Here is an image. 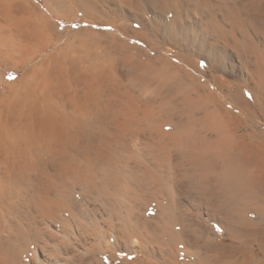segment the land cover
I'll use <instances>...</instances> for the list:
<instances>
[{
  "label": "bare ground",
  "instance_id": "6f19581e",
  "mask_svg": "<svg viewBox=\"0 0 264 264\" xmlns=\"http://www.w3.org/2000/svg\"><path fill=\"white\" fill-rule=\"evenodd\" d=\"M45 2L0 0V63L48 54L0 107V264L252 260L238 243L264 211V130H249L264 0ZM78 15L88 50L48 53Z\"/></svg>",
  "mask_w": 264,
  "mask_h": 264
},
{
  "label": "rangeland",
  "instance_id": "374dc122",
  "mask_svg": "<svg viewBox=\"0 0 264 264\" xmlns=\"http://www.w3.org/2000/svg\"><path fill=\"white\" fill-rule=\"evenodd\" d=\"M31 2H32V4L34 3V5L38 6L37 9L39 11L46 12L48 10L47 6L45 4L46 3L45 0H44V3H43V0H41V1L40 0H31ZM44 7H46V8L43 9ZM79 14H80V12H79ZM62 20L63 19L58 18V24L60 25L59 26L60 28L59 27H55V26L52 27V29L54 28L52 30L53 33H54L53 34L54 37L51 36V37H53L54 40H59V38H61V41H59V43H57L56 45H53L49 49L48 53H50V54H52L54 56L64 55V51H62V50H64L63 46L65 45L66 42H72L73 41L72 42V48L74 47V49H71L69 51V53L71 55L73 53L77 54V55L83 54L85 51L88 50L87 49V47L89 45L88 40L83 35H80V34H69V33H71L68 30L70 28L69 26H71V28L73 27L74 30H75V29H78V28H81V27H86V26L91 27L93 25L89 21H87V18L84 15H81V17L78 15V18H76V19L71 18V20L67 21L68 23L66 21H64V20H63L64 21L63 22ZM96 27L97 26H95V28ZM58 29H60V30H58ZM102 29H106V27H102ZM107 31H111V32L113 31L114 33H116L115 31H117V30L114 27H111V29L107 28ZM117 34L121 35L123 38L126 39L125 35H123V34H121L119 32ZM74 35L75 36L78 35V36L75 37ZM82 37L85 38V39H82ZM86 41H87V44H86ZM47 55L48 54L44 55V53H37L35 55V57H33L30 61L28 60V62H26L24 65L20 66L19 68H14V67H12L11 64H8V63H0V107L4 106L3 104H4L5 100H3V98H7L11 94V91L14 88H16L17 86H19V84L21 83L20 81L22 80V78L24 76H28L29 77L30 75H32L34 67L37 66V65L42 64L46 60ZM228 82H229V80H226V83H228ZM223 94L224 93H221L222 99H223V97L225 98V96H224L225 94L224 95ZM227 102L228 101H225V104ZM227 106H229V103H227ZM249 122L252 124V126H251L252 128L250 127V129H249L250 131L259 130V129H260L259 131H261V129L264 130V120H263V118L261 120L260 119L257 120V119H254V118H249ZM192 195L194 196V199H198L199 198L197 193H194V194L192 193ZM178 206L181 207L180 204H178ZM190 212H191V214L195 213L194 209H192V207L190 209ZM249 215H250L251 218L256 216V220L252 224V228L250 229V225L251 224H249L248 229H247L246 226H245L246 229H243L244 230V236L243 237H244L245 241H248L250 243L249 244L238 243V246H239L240 249H242V251H243V249H245V251H249L250 254H248V255L250 257L253 256V259L248 261V263H245V264H258V263H260V261H261V263L264 261V248L262 249L260 247V245H259L260 240H262L264 242V211H263V214L261 213L262 216L261 215H257L256 213L249 214ZM191 216L194 217V215H191ZM30 218L31 217L28 218L27 222L33 221V219L32 218L30 219ZM209 223H211V222H209ZM225 242H227L228 245L230 246L231 245L230 242H232V241L226 239ZM143 253L144 252H136V253L133 252V253H131V252H128L127 250L125 251V249L122 248V249L118 250V259L115 258V260L112 263L113 264H125L124 263V259H126V261L128 260L127 264H139V263H142V262H144L145 264H160V261L156 257L150 256L148 258V256L145 255V253L144 254ZM249 256L246 255V258L242 257V258H238V259L241 262H243L242 259L244 258L243 260H245ZM179 264H190V261L187 260V259L182 258L181 260H179Z\"/></svg>",
  "mask_w": 264,
  "mask_h": 264
}]
</instances>
